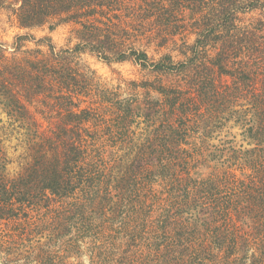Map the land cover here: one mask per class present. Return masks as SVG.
Returning a JSON list of instances; mask_svg holds the SVG:
<instances>
[{"label":"trees","instance_id":"16d2710c","mask_svg":"<svg viewBox=\"0 0 264 264\" xmlns=\"http://www.w3.org/2000/svg\"><path fill=\"white\" fill-rule=\"evenodd\" d=\"M4 10L75 43L0 42V264H264V0Z\"/></svg>","mask_w":264,"mask_h":264},{"label":"rangeland","instance_id":"374dc122","mask_svg":"<svg viewBox=\"0 0 264 264\" xmlns=\"http://www.w3.org/2000/svg\"><path fill=\"white\" fill-rule=\"evenodd\" d=\"M256 15H246L243 17L244 22L254 21ZM72 26H60L56 28L53 32H49L47 28L35 29L32 31H20L16 27L14 19L11 17L10 13L6 10L0 11V42L11 44L17 35L29 33L35 36L37 39L49 36L57 50L67 49L73 46L75 43L73 40L74 35H72ZM27 47L33 48V43H27ZM83 60L90 65V67L96 71L99 76H102L107 81L115 80L116 78L124 79H139L144 76L140 69L130 63L107 65L101 61H98L94 57L89 55L83 56ZM0 117L6 121L7 117L5 114H1ZM236 132V131H235ZM241 138L238 137V141ZM15 142L11 144L13 146ZM11 153L12 151L9 150ZM11 172L16 171V164L8 167Z\"/></svg>","mask_w":264,"mask_h":264}]
</instances>
